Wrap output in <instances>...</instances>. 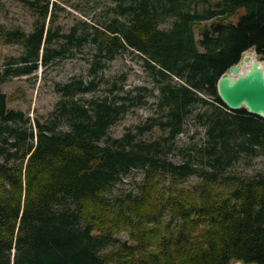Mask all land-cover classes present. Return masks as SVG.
<instances>
[{"label":"trees","instance_id":"16d2710c","mask_svg":"<svg viewBox=\"0 0 264 264\" xmlns=\"http://www.w3.org/2000/svg\"><path fill=\"white\" fill-rule=\"evenodd\" d=\"M20 1L33 29L0 22V41L21 48L0 69V264H264V174L231 171L264 155V117L230 109L217 92L243 51L264 60V0H107V15L78 17L67 31L57 1ZM84 45L92 49L89 78L56 83L46 118L9 107L6 80ZM127 50L141 57L152 85L124 89L121 74L107 94L84 98ZM148 104L146 123L110 135L130 108ZM196 105L203 109L193 113ZM191 114L204 141L174 161ZM154 127L162 133L143 139ZM133 169L143 172L138 191L109 197ZM193 175L197 183L184 184Z\"/></svg>","mask_w":264,"mask_h":264},{"label":"rangeland","instance_id":"374dc122","mask_svg":"<svg viewBox=\"0 0 264 264\" xmlns=\"http://www.w3.org/2000/svg\"><path fill=\"white\" fill-rule=\"evenodd\" d=\"M52 1H57L61 6L56 14L57 23L66 31L76 23L78 17L88 21L92 18L101 19L107 15L109 7L107 0H50V2ZM33 21L34 15L20 0H0V22L7 27L18 26L29 32L33 29ZM47 22L48 17L46 25ZM169 25L170 22L168 21L160 27H169ZM74 51V56L55 61L47 67L39 64L37 70L30 75L13 76L6 80L1 88L9 98V107L25 111L31 119L36 118L37 115H41V119L46 118L59 97L54 90L56 83H64L74 76L89 78L87 57L91 55V47L84 45ZM20 52L19 46L7 45L0 41V69L8 56L19 55ZM121 74L125 75L124 89L134 92L141 85H152V80L148 71L144 69L141 57L136 52L127 50L106 64L102 74L104 79L102 84L94 93L84 95V98L107 94L110 81ZM149 101L152 102L153 100ZM150 107L148 104L147 106L130 108L121 119L110 127V135L121 136L127 131H135L139 125L147 122L151 114ZM201 109H203L202 106L196 105L193 107V113ZM161 133L154 127L151 131L145 132L142 138L145 140L155 139ZM204 138L203 127L195 122L191 114L186 118L184 130L177 136L176 146L170 152L169 157L174 161H181L185 149L193 145H200ZM180 149H184V151L181 152ZM231 171H238L247 177L264 174V155L246 160L241 159L231 167ZM142 174L140 169L131 170L128 175L110 189L107 195L113 198L128 191L137 192ZM198 180L199 178L193 175L187 178L184 184L192 185ZM117 237L119 240H123L127 238V234L121 232ZM118 245L119 241H115L107 250L114 249Z\"/></svg>","mask_w":264,"mask_h":264},{"label":"water","instance_id":"95a60500","mask_svg":"<svg viewBox=\"0 0 264 264\" xmlns=\"http://www.w3.org/2000/svg\"><path fill=\"white\" fill-rule=\"evenodd\" d=\"M252 57L255 59L251 60ZM247 63L249 65L243 71ZM217 92L230 109L243 107L252 114L264 117V60L254 48L243 51L240 60L219 77ZM236 263L244 264L238 260L232 262Z\"/></svg>","mask_w":264,"mask_h":264},{"label":"bare ground","instance_id":"6f19581e","mask_svg":"<svg viewBox=\"0 0 264 264\" xmlns=\"http://www.w3.org/2000/svg\"><path fill=\"white\" fill-rule=\"evenodd\" d=\"M254 59H255V57H252L251 60H254ZM248 65H249V63H247V64L242 68V70L244 71L245 69H247ZM236 264H241V263H236Z\"/></svg>","mask_w":264,"mask_h":264}]
</instances>
